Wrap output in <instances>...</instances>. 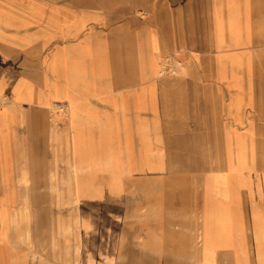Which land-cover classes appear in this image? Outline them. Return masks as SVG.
Listing matches in <instances>:
<instances>
[{"label": "rangeland", "instance_id": "obj_1", "mask_svg": "<svg viewBox=\"0 0 264 264\" xmlns=\"http://www.w3.org/2000/svg\"><path fill=\"white\" fill-rule=\"evenodd\" d=\"M41 1L112 19L146 18L142 6L156 0ZM211 5L222 94L186 107V125L168 107L167 131L152 141L162 170L76 188L64 103L10 104L0 124V264H264V0ZM181 67L165 56L159 75Z\"/></svg>", "mask_w": 264, "mask_h": 264}, {"label": "crops", "instance_id": "obj_2", "mask_svg": "<svg viewBox=\"0 0 264 264\" xmlns=\"http://www.w3.org/2000/svg\"><path fill=\"white\" fill-rule=\"evenodd\" d=\"M142 8L146 18L108 19L66 3L0 0V124L10 104L64 103L76 188L105 186L113 172L162 170L152 141L167 131L168 107L179 106L170 114L186 125V107L205 109L222 94L211 0ZM165 56L182 64L177 74L159 75Z\"/></svg>", "mask_w": 264, "mask_h": 264}]
</instances>
